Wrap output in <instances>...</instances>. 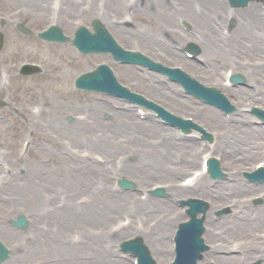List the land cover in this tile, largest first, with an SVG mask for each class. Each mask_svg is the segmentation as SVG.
<instances>
[{
  "label": "bare ground",
  "instance_id": "bare-ground-1",
  "mask_svg": "<svg viewBox=\"0 0 264 264\" xmlns=\"http://www.w3.org/2000/svg\"><path fill=\"white\" fill-rule=\"evenodd\" d=\"M6 1L7 3L19 2L18 0ZM21 1L23 3H27V7L31 13L40 14L44 20L49 21V15H47L46 13V11H50V4L48 0ZM61 1L63 3V6L60 10ZM160 2L161 7L163 8L162 15H166V11H170L175 7H179L178 12L186 15L191 24L193 23L195 26L201 28L200 30H198V32L206 29L208 26H211L212 31L208 29V32H210V34L206 36V44L202 47L203 55H205V53L207 55L213 53L220 56V54L223 53V39L219 37L218 34H216L218 30L216 26H213V22L215 19H224L222 13V5L219 0H214L212 3H207L205 6L208 7L199 16H195L190 11V8L187 7V5L189 4V0H160ZM138 3L139 2L137 1L134 6L130 7L128 5V0H59V5L56 8V13L58 14L60 12V17L57 21V24H66V22L63 20L65 17H76L77 14L85 15L86 18L90 17V21L93 20V18L100 20L101 23L108 29H111L113 33L116 31L122 38H124V35L127 34V32L123 30L125 27V20H127L124 14L128 11L131 12L133 7H136ZM250 5L253 6H251L248 11L237 13L238 15H243L242 18L244 19V21L243 23L239 24V26H237L235 32L243 31V40L241 41L240 48L245 55L242 58L247 63L242 65L241 62L235 58L234 67L238 69V72L247 71L249 70L250 66L264 67V57L259 56L261 54L264 55V41H262L264 40V19L262 20L261 17L256 16L257 6L259 5L253 3L249 4V6ZM82 6H89V11L85 14H80L78 10L82 9ZM129 8L131 9L129 10ZM50 13H52V11H50ZM140 13H143V16H150L153 19L154 17H156L155 14L149 13L148 11L144 10V8ZM252 13L254 15L255 28L253 30H248L247 27H249L252 22ZM128 22L133 23L138 32H142V26L137 22L135 18H130ZM150 30L155 32L162 31L157 26H153V28L148 27V32ZM164 32L165 38H167L169 35V39H161V43L165 42L167 44L171 41L176 40L174 37L175 32L173 30L165 28ZM250 38H258L261 40H250ZM150 39L156 41V35L152 34L150 36ZM177 40L185 41L189 40V38L185 36H178ZM177 40L176 43L179 42ZM156 43L158 44V41L155 43L153 41H150L149 43H143L146 54L151 58L158 60L159 62L166 65H173L174 67L179 68L181 67L182 70L187 71L201 83L220 88L226 94L227 92L230 93L229 91H227V89L231 88L223 83V74H221L220 76H216L215 74L211 73L206 67L202 68L201 65H193L191 62H189L190 60L185 58L177 51H168L164 48L156 47L158 46ZM209 43L211 47L210 49H207ZM139 70V68H132L131 66H127L126 69L121 72V74L129 78L132 76H137L139 74ZM201 70L204 71L203 74H201ZM246 75L248 77V74ZM252 75L253 74L250 73L249 77ZM262 79L264 80V75L262 76ZM153 81H156L155 77L153 78ZM143 86L144 91L148 92L149 95H157L158 97H164L165 99H173L176 102L177 100H179L171 97L169 94L164 92L160 84H157L156 87H148L145 84H143ZM255 87L260 88L259 95L250 92L248 88H239L236 89L233 93V96H238L232 97L236 101L238 106L235 107L236 112L231 115V118L233 119L231 130L228 129L229 123L226 120L227 118L223 117L218 113V111L213 108H209L206 111L199 112L192 104V106L187 109H177V106L169 107L167 105V107L181 114L190 112L194 108L195 115H193V119L197 123H200L206 130L211 133L217 134L221 132V142L218 146V149L223 150V146L226 144L230 146L228 149L233 151L229 152L223 150V155L214 156L213 154H217L216 148L208 149L210 150V152H206L205 148V153H200L204 155V159L208 157H216L221 161V163H223L222 167L227 172L228 181L219 186L216 185L215 188L217 189H209L211 187L206 184L204 178L206 175L204 176V173H202L195 182H192L196 183V187L200 186V190L189 188L181 189V186V188L176 187L175 189H173V194L175 195L174 200L187 197L196 198L208 196L213 199V201H210L213 211L219 209L222 205L228 204L224 207H229L231 212H233L231 217L228 218L224 216L222 219L217 220L216 223L211 222V218L208 221V228L206 227L204 236H207V240L205 239V242L207 243L209 241V244L211 245V249L207 252H209V254L211 255L217 254V257L214 258L215 264H232L234 262H239L242 258L246 261H252L259 258L263 261L262 264H264V245L261 243L263 241L258 237V235H256L257 231H259L260 229H264V204L258 205L257 209L251 212H249L248 210L242 211L241 208L243 207L244 203L240 200V197L235 196V201L230 197V195H232L231 193L241 194L245 192L246 194H248L253 190V188L249 187L246 183L244 184V186L247 187L240 188L243 183L240 182L239 175L233 176L232 166L236 165L238 168L243 169L248 164H250L249 162L251 160L264 157L262 148L258 142V137H262V133L264 134V129L260 131L261 125L256 124L254 121H249V114L247 111V109L249 108L248 105H251L252 103H259L264 105V82ZM170 102L172 103V101ZM187 104L188 102L181 103L182 106H186ZM97 106H100V109L104 111L108 109V103H94L93 105L94 108L92 110V114L94 117V124L97 125L100 129L105 128L108 130H115L126 134H132L136 139L138 138V125L131 120V118L133 117L131 114L128 115V121L123 125L119 126L117 124H112L111 122L105 123L99 120V115H97V110L95 109V107ZM143 125H146V123H144ZM256 127L258 128V130ZM59 128L65 130L68 134H71L74 130L72 124L64 122H60ZM232 129H235V133L232 132ZM143 130L144 128H142V132ZM229 133L233 135L230 136L231 138H229V136L227 135ZM82 134L89 141L88 144L84 146L91 147L104 158L107 155L109 157L111 156V153H109L110 148H112L113 146L111 141L107 138H100L98 136H95V130L92 125L86 123ZM169 135L175 138L177 137V135ZM169 135L164 138V141L161 143L160 148H157L150 155V163L153 167V170L149 171L147 169L144 171L143 175L136 172L132 174L135 178L145 180V175L148 176L146 180L150 178L156 179L162 177L172 178L169 174L173 171V169L176 172H185L191 168V166L185 165L181 166L178 169L177 162H175L181 155L187 160L188 164L194 163V160H189V156L191 155L189 151V148L191 146L190 143L185 142L184 139H173ZM235 151L237 153H235ZM94 155H96V153ZM47 157L51 156L47 154ZM97 164V167L88 169L87 174L82 173L78 179H71L76 184L87 182V184L85 185V189L88 190L89 187L91 188L90 190H88V192L91 193V196L93 195L95 201L89 206L90 208L88 207L89 209H85L83 214H80L79 216L72 215L68 211L63 213L62 217L58 215L57 211L53 213H47L45 210L39 211L41 207L40 201L42 200V198L39 197L35 186H24L18 188L17 186L19 185H17L16 182L13 186L11 184V180H8V187L9 189H11L12 194H18L20 196V199H24L25 201H27L31 205L30 207L33 208L37 219L46 218L54 221V223L59 224V226H56V231H43V234H51L45 236V239L47 240L46 245L49 246L47 250L42 253L37 249V253L35 254L34 251H29L30 248H33L34 244L29 243L24 252L25 260H28V258L33 256L34 254L43 256L45 253L47 254L50 252H54L53 256H56L58 258H55L56 262L50 263V261H47V258H44L42 264H125V261H122V257L116 252L115 248L117 243L121 239L140 237L142 242L148 245L150 251L152 252L153 258H155L158 262L157 264H166V254L168 249L166 240L169 237L168 235L170 234L172 227L182 219V216L180 215L177 218L172 217V212L175 209L172 203L166 202L164 204H160L156 202L150 203L149 201H147L144 202L145 208L153 212L152 217L157 221L153 226H151L150 224L144 225L142 231L132 227H127L115 231L113 227L111 228V226L113 221L123 211L126 210L122 202L124 201V198H122L120 195L109 192L110 188H105L101 191L93 189L92 185H97V183L103 184L104 182H107L110 179V173L112 172L104 169L103 165L99 163ZM46 168L48 169V167ZM57 168L64 173H67L68 171H64L60 165H57ZM48 170H50V168ZM125 171L127 174L130 173L129 168H126ZM52 172L53 171H50V174L45 177L46 181L49 182L51 186H53V183L55 182V179L52 176ZM68 172H70L69 174H71L72 176H77V172L74 168L70 169ZM127 174H122V176L128 177ZM66 177H68L67 174ZM56 179H59V177ZM230 180H234V183L229 182ZM154 184L155 183H153L152 185ZM30 195H33L35 201H32L29 198ZM68 197L70 200H72L74 195L71 193L68 195ZM262 197V201H264V194L262 195ZM248 206L249 204L247 205V207ZM1 207L2 210H4V204ZM121 208L122 211L119 212L118 210ZM141 209L142 206L140 205L136 212L140 211ZM233 218L242 219L243 221L246 219L247 223L238 222L237 225H235L236 227H233V230L229 231L223 236V230L232 221ZM210 224L211 226H214L213 229H211ZM30 229H32V227ZM72 229H78V233H80L81 236V239L79 241H75V239H69L68 232ZM6 230L7 228L5 226H2L0 232ZM115 232H117V235L112 236V233ZM233 236L235 237L232 239L231 237ZM246 240H250L251 243L246 242V244H243L242 241ZM234 242H241L240 246L246 245V247L241 248L245 251L247 250L245 256L228 257L226 255H218L219 252H225L227 250L234 249ZM39 245L40 244H38V246ZM251 248H254L255 252L250 251L252 250ZM24 264H26V262Z\"/></svg>",
  "mask_w": 264,
  "mask_h": 264
},
{
  "label": "rangeland",
  "instance_id": "rangeland-1",
  "mask_svg": "<svg viewBox=\"0 0 264 264\" xmlns=\"http://www.w3.org/2000/svg\"><path fill=\"white\" fill-rule=\"evenodd\" d=\"M18 1L19 2L7 3L6 0H0V19L3 18L7 23L4 27L5 45L4 48L0 51V69L5 67L8 72H10V75H8L9 87L4 88V85L3 87L0 85V99H3L5 101V105H7L0 113L1 117L4 118L0 120V146L10 148L11 150L15 149L21 151L25 147L24 142L27 140L28 131L31 129L30 126H27L28 117L30 122H33L34 120L37 122H41L43 119V115L48 116L47 111H45L47 108L44 109V112L43 110H40L41 112H43L41 116H35L34 113H32L33 111H31V109L27 107V105L29 104L30 107H32L33 103L42 102L45 104H50V106L53 107L52 109L56 111L55 113L58 114L59 124L60 122L65 123L68 113H72V111H81V109L79 110L78 105H81L82 102L88 101L92 104L93 102L95 103V101L91 100L90 97H84V95L82 98L75 97L76 99L73 98L74 100L69 99L70 94L66 90L68 87L66 82L70 80L74 75H77L79 72L87 70L89 68H93L95 66V63L102 57H105V55H84L78 57L72 50L71 46H63L61 44L44 45L42 42H35L33 40V37L30 35H26L25 38L19 37V32H17V30L12 25L8 24V22L12 23V21L17 20L18 17H15L14 15L17 9H27V6L25 5L26 3H23L21 0ZM48 2L50 6H52L53 0H48ZM148 6L149 3L147 0H140L138 5L135 7L136 12L133 18H136L137 22H143L148 26L151 24H155L162 29V27L158 24V21L156 23V21H149V19L141 17V10L144 7L147 8ZM46 13L50 16V18H52L50 11H46ZM19 17H21V19L29 29H42L46 26V20L37 16L36 14L31 13L30 11L27 14H22ZM80 18H82L84 22L87 21L85 16H82ZM69 19L72 20V18ZM164 20L167 21L166 19ZM72 23L73 25H75V19ZM64 26L67 31H73L72 25L64 24ZM69 27H71V30L68 29ZM124 41H126L124 42L126 46H132L130 45L132 43L131 37L125 38ZM21 61H33L42 64L44 68L48 70L46 72V78L37 76L36 78L32 77L28 79L19 75L18 66ZM122 68L123 67H120L118 70H122ZM131 78H133V76ZM131 78H129L128 81ZM128 81H125V83L128 84ZM133 89L136 90L137 88L133 86ZM49 96L56 97L57 99L52 100L49 98ZM177 105H179L178 102ZM201 105L205 106L204 104ZM201 105H199L198 108H200ZM72 114L76 115V113ZM37 122H35V124L40 125ZM59 124L57 125V127L56 125L52 127L48 126L47 128L41 129L39 131H37V129L35 128V131L33 133V141H35L33 149L30 151L28 159L27 157L23 158L24 164H22V166L20 167H24L25 170L27 168L26 163L31 164L32 166H28L30 174L35 173L36 169H41V171L44 170L46 168V162L48 161L44 154L47 153H52L53 156L56 157V163L62 164V166L65 165V163L56 156L52 146L48 144V137L50 138L51 134L53 133H57L63 138L70 137V135L64 134L63 131L65 130L60 129ZM152 128V126L149 127L147 129V133L153 131L154 129ZM49 142H52V140H50ZM193 147L194 146H191L190 149H192ZM139 160H141V162L137 166V169H140L142 167V158H140ZM49 161L51 163L55 162L54 160ZM27 180L31 185L29 178ZM40 181V187L42 186V188L45 189V183L47 182L45 181V179ZM17 187L21 188L20 186ZM81 194L84 193H79L78 196H80ZM51 195L54 196L55 193L52 191ZM14 196L19 195L16 194ZM29 197L35 201L33 195H30ZM19 200V209H14L4 205V207H6V210H4V215H2V205L0 204V218L3 220H9L10 218H14L17 214H19L20 212L18 211L20 210L26 213L27 206L30 204L25 200H23V204L20 196ZM90 203L91 202L88 203L89 205L85 207V209L90 208ZM67 211L72 215L74 213V211L70 210L69 208L65 209L63 213ZM118 211H122V208ZM18 233L19 241H21L22 239L21 234H23L27 238V232H21L20 230H18ZM14 238L15 236L13 233L11 234L7 232L4 235L0 234V239H2L6 246L8 245L9 247L14 246L13 244L16 242L13 241ZM23 246H26V244H24Z\"/></svg>",
  "mask_w": 264,
  "mask_h": 264
},
{
  "label": "water",
  "instance_id": "water-1",
  "mask_svg": "<svg viewBox=\"0 0 264 264\" xmlns=\"http://www.w3.org/2000/svg\"><path fill=\"white\" fill-rule=\"evenodd\" d=\"M99 30H101V29H99Z\"/></svg>",
  "mask_w": 264,
  "mask_h": 264
}]
</instances>
